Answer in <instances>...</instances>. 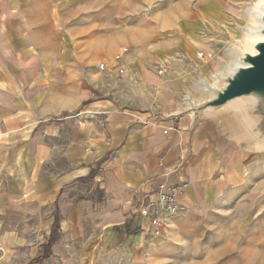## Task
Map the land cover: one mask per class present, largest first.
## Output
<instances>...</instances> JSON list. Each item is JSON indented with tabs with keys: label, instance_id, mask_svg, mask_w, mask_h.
Here are the masks:
<instances>
[{
	"label": "crops",
	"instance_id": "crops-1",
	"mask_svg": "<svg viewBox=\"0 0 264 264\" xmlns=\"http://www.w3.org/2000/svg\"><path fill=\"white\" fill-rule=\"evenodd\" d=\"M123 5L0 0V264H115L149 247L136 210L159 184L187 182L188 214L243 178L240 128L209 114L159 116L128 92L153 63L187 57L202 71L199 35L217 28L198 11L136 57L127 21L120 28L109 12Z\"/></svg>",
	"mask_w": 264,
	"mask_h": 264
},
{
	"label": "rangeland",
	"instance_id": "rangeland-1",
	"mask_svg": "<svg viewBox=\"0 0 264 264\" xmlns=\"http://www.w3.org/2000/svg\"><path fill=\"white\" fill-rule=\"evenodd\" d=\"M257 1L101 0L107 5L123 2V8L109 12L120 18L118 27H125L127 21L128 32L133 34L132 50L136 57L147 54L143 46L149 40L164 36L163 29L177 21L183 29L189 22L183 19L200 16L198 11L203 13L206 23L217 28L215 32L206 29L199 35L202 42L194 56L203 59L205 67L202 71H197L199 66L187 57L163 63L167 65L164 69L153 63V72L148 79H127L128 92L156 115H193L182 112L179 106H184L191 98L198 103L207 96V92L200 91L196 85L202 76L211 86L219 85V71L232 56V45H235L234 49L243 47V28L255 22L245 10ZM116 32L120 31L112 33ZM93 33L94 29L86 36ZM190 38L194 41L192 36ZM237 113L238 106L232 105L225 109L203 110L197 115L209 114L239 128L232 118ZM247 136L246 140L242 139L245 156L241 160L243 178L239 186L212 206L195 207L188 214L178 215L176 222L171 219L168 229L150 234L146 250L119 256L115 264H264V143ZM143 225H137L134 231L146 233L141 230ZM50 246L45 245L46 252Z\"/></svg>",
	"mask_w": 264,
	"mask_h": 264
},
{
	"label": "water",
	"instance_id": "water-1",
	"mask_svg": "<svg viewBox=\"0 0 264 264\" xmlns=\"http://www.w3.org/2000/svg\"><path fill=\"white\" fill-rule=\"evenodd\" d=\"M257 13L260 39L251 45L252 52L243 51L233 69L222 77L219 75V85L210 86L204 99L182 112L196 116L200 111L219 109L237 99L234 105L238 106V113L233 120L246 136L261 144L264 143V4Z\"/></svg>",
	"mask_w": 264,
	"mask_h": 264
},
{
	"label": "built area",
	"instance_id": "built-area-1",
	"mask_svg": "<svg viewBox=\"0 0 264 264\" xmlns=\"http://www.w3.org/2000/svg\"><path fill=\"white\" fill-rule=\"evenodd\" d=\"M174 130L172 126L163 128L166 134ZM187 182L173 184L167 181L159 184L152 192L145 194L139 202L136 215L143 221L141 230L147 234L159 233L170 227V220L186 212L183 198Z\"/></svg>",
	"mask_w": 264,
	"mask_h": 264
},
{
	"label": "bare ground",
	"instance_id": "bare-ground-1",
	"mask_svg": "<svg viewBox=\"0 0 264 264\" xmlns=\"http://www.w3.org/2000/svg\"><path fill=\"white\" fill-rule=\"evenodd\" d=\"M264 4V0H258L256 3L250 4L248 6V8L245 10L246 13H248V15H252V17L255 19L254 23H252V25L247 26L246 28H243V33L245 35L243 43L244 46L243 47H235V45H232L231 49L232 50V56L229 58V61L227 63H225L224 65H222V70L219 71V75L222 77L224 74L230 72L233 67L237 64L238 62V57L240 56V54L243 51H249L252 52L251 49V45L253 44V42H255L256 40L260 39L259 34L257 33L258 30V20H257V12H259L262 8ZM254 12H256V14H254ZM216 77V76H213ZM216 79V78H215ZM217 81V80H216ZM198 89L200 91L203 92H208L210 89V84L207 82L206 78L204 76H202V78L199 79L198 83H196ZM237 102L236 100L230 101L228 103H226L225 105H223L222 107H220V109H225L229 106L234 105ZM197 104V102L194 101V99H189L184 106H179V108L181 109V111L187 110L189 108H192L193 106H195ZM208 110V109H205Z\"/></svg>",
	"mask_w": 264,
	"mask_h": 264
},
{
	"label": "trees",
	"instance_id": "trees-1",
	"mask_svg": "<svg viewBox=\"0 0 264 264\" xmlns=\"http://www.w3.org/2000/svg\"><path fill=\"white\" fill-rule=\"evenodd\" d=\"M54 235H55V230L53 229L52 235H51V237H50V239H49V241H48V243H47V246H48V247H49V246L51 245V243L54 241ZM49 253H50L49 250H47V252H46V251L44 252L43 256L46 257V256H48Z\"/></svg>",
	"mask_w": 264,
	"mask_h": 264
}]
</instances>
